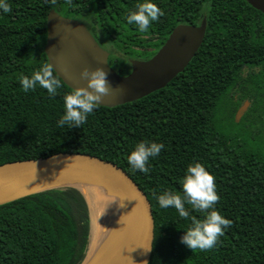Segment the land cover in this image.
I'll return each instance as SVG.
<instances>
[{
	"label": "trees",
	"instance_id": "trees-1",
	"mask_svg": "<svg viewBox=\"0 0 264 264\" xmlns=\"http://www.w3.org/2000/svg\"><path fill=\"white\" fill-rule=\"evenodd\" d=\"M138 0H8L0 13V165L58 153L85 154L118 166L146 196L153 240L147 264H264V138L225 130L226 103L234 114L249 107L240 123H264V14L245 0H152L161 15L146 32L125 16ZM50 10L84 23L108 52L118 74L129 59L146 60L179 24L199 25L203 41L187 66L164 88L112 108L98 106L80 127L57 126L63 96L36 86L24 92L21 75L48 64L43 48ZM242 67H260L242 86ZM228 103V104H229ZM225 106V107H224ZM164 145L149 158L148 171L131 170L126 156L139 141ZM197 161L214 178L215 209L231 224L214 247L190 250L179 242L190 224L174 208H161L155 195L180 191L185 167ZM190 216L201 217L185 204ZM92 219L84 194L64 187L31 194L0 206V264H81L88 253Z\"/></svg>",
	"mask_w": 264,
	"mask_h": 264
},
{
	"label": "water",
	"instance_id": "water-1",
	"mask_svg": "<svg viewBox=\"0 0 264 264\" xmlns=\"http://www.w3.org/2000/svg\"><path fill=\"white\" fill-rule=\"evenodd\" d=\"M245 2L264 14V0ZM205 28V19L199 25H177L152 57L129 59L130 71L121 76L109 66L108 52L83 23L50 10L43 51L53 72L71 90L85 85L81 69H103L108 92L101 96L98 106L112 108L164 88L194 57ZM247 104L237 109L235 122ZM80 186L105 187L121 200L118 219L81 264H147L153 240L151 208L141 189L118 166L94 156L71 153L0 165V206L56 188L71 187L83 193Z\"/></svg>",
	"mask_w": 264,
	"mask_h": 264
},
{
	"label": "clouds",
	"instance_id": "clouds-1",
	"mask_svg": "<svg viewBox=\"0 0 264 264\" xmlns=\"http://www.w3.org/2000/svg\"><path fill=\"white\" fill-rule=\"evenodd\" d=\"M45 2L54 4L55 0H45ZM9 11L8 0H0V13L7 14ZM161 14L152 0H138L124 19L128 25H135L139 32L144 33ZM80 78L85 80V85L75 87L63 96V111L56 121L57 126L79 128L86 121L87 116L96 109L101 96L108 92L106 72L103 69L83 68L80 71ZM19 84L24 92L39 86L46 90L50 97L55 96L60 87V82L53 75L49 64L39 67L29 76L21 75ZM163 147L162 143L154 141L136 142L126 156L131 170L146 173L149 158L156 157ZM179 183V192L163 191L155 195L157 204L161 208H174L180 218L190 220L188 228L183 230L179 237V242L185 247L191 251L214 247L218 238L231 224L214 207L218 200L214 178L201 163L193 161L185 167ZM185 204L190 205L193 212L200 213L201 217L190 216Z\"/></svg>",
	"mask_w": 264,
	"mask_h": 264
},
{
	"label": "bare ground",
	"instance_id": "bare-ground-1",
	"mask_svg": "<svg viewBox=\"0 0 264 264\" xmlns=\"http://www.w3.org/2000/svg\"><path fill=\"white\" fill-rule=\"evenodd\" d=\"M87 200L91 219V235L88 254L102 242L113 227L121 211V200L102 186H80Z\"/></svg>",
	"mask_w": 264,
	"mask_h": 264
},
{
	"label": "rangeland",
	"instance_id": "rangeland-1",
	"mask_svg": "<svg viewBox=\"0 0 264 264\" xmlns=\"http://www.w3.org/2000/svg\"><path fill=\"white\" fill-rule=\"evenodd\" d=\"M84 24V23H83ZM85 25V24H84ZM226 106V107H225ZM224 109H223V115H222V120H224L225 123V130L230 131L231 133H234L235 135H238V138H245L247 133H249V138L254 140V139H259V138H264V123L260 121H255L249 123V119L243 120L242 123L241 120L246 113L249 104L246 105L245 110L243 114L240 116L237 122H235V119H233L234 124H231V122H227L230 119L231 114H234L232 110V105L231 103L228 104L226 103Z\"/></svg>",
	"mask_w": 264,
	"mask_h": 264
},
{
	"label": "flooded vegetation",
	"instance_id": "flooded-vegetation-1",
	"mask_svg": "<svg viewBox=\"0 0 264 264\" xmlns=\"http://www.w3.org/2000/svg\"><path fill=\"white\" fill-rule=\"evenodd\" d=\"M82 23V22H81ZM86 26V25H85ZM87 27V26H86ZM87 29H88V27H87ZM89 30V29H88ZM89 32H90V30H89ZM91 33V32H90ZM92 35V34H91ZM93 36V35H92ZM94 37V36H93ZM94 39H95V37H94ZM96 40V39H95ZM101 47V46H100ZM102 48V47H101ZM103 49V48H102ZM260 67H253V68H250V67H242V69H241V72H240V74H241V77H242V86H241V89H239V87H238V85L237 86H235L232 90H231V92H230V96L232 97V100L234 101V102H236L238 99H239V94H241V93H243V92H245V91H247L248 89H249V83H248V77H250V75L253 73V74H258L259 72H260ZM129 71H130V69H129ZM245 102H247L248 104H249V102L248 101H246V100H243L242 101V103H241V105L240 106H242ZM229 103V102H228ZM239 106V107H240Z\"/></svg>",
	"mask_w": 264,
	"mask_h": 264
}]
</instances>
